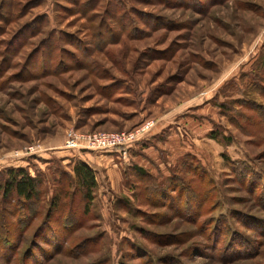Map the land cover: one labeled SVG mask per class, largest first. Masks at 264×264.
Here are the masks:
<instances>
[{"label": "rangeland", "instance_id": "obj_1", "mask_svg": "<svg viewBox=\"0 0 264 264\" xmlns=\"http://www.w3.org/2000/svg\"><path fill=\"white\" fill-rule=\"evenodd\" d=\"M148 119L124 153L62 147ZM15 167L38 199L0 197V264H264V0H0V182Z\"/></svg>", "mask_w": 264, "mask_h": 264}, {"label": "trees", "instance_id": "obj_2", "mask_svg": "<svg viewBox=\"0 0 264 264\" xmlns=\"http://www.w3.org/2000/svg\"><path fill=\"white\" fill-rule=\"evenodd\" d=\"M208 136L219 142V136L217 135V131L212 129L208 132ZM133 170L143 174V170L138 166H133ZM145 173V172H144ZM5 177L2 182H0V197L2 199L11 197L12 194L22 201V203L26 202V209L29 210L28 215L30 217L35 215V212H32V206L35 204L38 199V184L39 180L35 178V176H30L26 169L22 167L15 168H7L5 170ZM72 176L73 181L71 179L72 185V194L74 192H78L83 199L84 206L91 200L92 189L95 187L96 182L94 179V173L92 168L83 161H76L72 166ZM61 192L62 190H58ZM67 193V191H63V194ZM59 194V193H58ZM60 195H53L50 199L49 207L47 208V212L45 214V219L50 216V209H55L54 205H58ZM25 206V204H23Z\"/></svg>", "mask_w": 264, "mask_h": 264}, {"label": "built area", "instance_id": "obj_3", "mask_svg": "<svg viewBox=\"0 0 264 264\" xmlns=\"http://www.w3.org/2000/svg\"><path fill=\"white\" fill-rule=\"evenodd\" d=\"M152 126L153 121L148 119L127 131L68 133L63 139L62 147L77 150H116L124 153L126 147L145 136Z\"/></svg>", "mask_w": 264, "mask_h": 264}, {"label": "crops", "instance_id": "obj_4", "mask_svg": "<svg viewBox=\"0 0 264 264\" xmlns=\"http://www.w3.org/2000/svg\"><path fill=\"white\" fill-rule=\"evenodd\" d=\"M202 120H204V119H202ZM177 121H179V120H177ZM180 121H182V122H180ZM180 121H179V123H182V125L186 126L189 129V131L193 132V133L195 132V130H200L201 129L200 127H197V126H200V125L203 126L201 121L198 122L196 119H192L191 117L181 118ZM207 129H209V128H207ZM171 130H172V132L169 133V135L167 136V138H168V139H166L167 141L163 142V145L161 147H162V149L167 151L168 158H172L173 159V158H175L176 155L184 154L187 151H191V150H187L185 148L186 144H183L184 143L183 141H179V137L174 132L173 128H171ZM152 131L153 130H151V133H152ZM155 132H157V131L154 129V133ZM195 135H198V134H195ZM142 149L146 150V152L151 154V155H153V153H154V150L151 151L150 147H147V146L145 147L144 146V147H142ZM194 150H195V147H194ZM154 156L156 157V152H155ZM154 156H152V157H154ZM134 158H135V160L138 161V164H140V165L145 166L143 163L147 164V160L141 158L140 156H136Z\"/></svg>", "mask_w": 264, "mask_h": 264}]
</instances>
